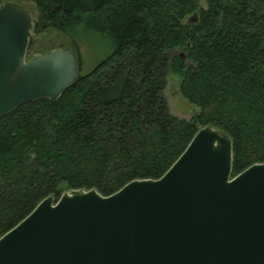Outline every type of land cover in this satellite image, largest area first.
Returning <instances> with one entry per match:
<instances>
[{
  "label": "trees",
  "instance_id": "16d2710c",
  "mask_svg": "<svg viewBox=\"0 0 264 264\" xmlns=\"http://www.w3.org/2000/svg\"><path fill=\"white\" fill-rule=\"evenodd\" d=\"M32 1L35 32H97L114 50L57 100L0 118V237L50 195L161 178L203 126L233 139V176L264 162V0ZM174 71L188 119L165 94Z\"/></svg>",
  "mask_w": 264,
  "mask_h": 264
},
{
  "label": "water",
  "instance_id": "95a60500",
  "mask_svg": "<svg viewBox=\"0 0 264 264\" xmlns=\"http://www.w3.org/2000/svg\"><path fill=\"white\" fill-rule=\"evenodd\" d=\"M33 27L25 6L0 4V118L79 78L69 47L27 58ZM233 152L207 125L161 178L50 195L0 237V264H264V162L233 176Z\"/></svg>",
  "mask_w": 264,
  "mask_h": 264
},
{
  "label": "rangeland",
  "instance_id": "374dc122",
  "mask_svg": "<svg viewBox=\"0 0 264 264\" xmlns=\"http://www.w3.org/2000/svg\"><path fill=\"white\" fill-rule=\"evenodd\" d=\"M8 1L19 2L25 6L34 17L33 34L30 38L33 47L31 50L32 52H27L28 59L32 58L36 53H44V51H48L55 47H69L76 53L77 62L79 63V74H84L90 72L104 57L111 54L114 50L110 41L97 32H80L76 39L64 33L61 29L51 26L44 28L41 32H35V22L38 15V8L35 2L32 0ZM205 2L206 1L203 0V5H206ZM31 43L29 45H31ZM177 52L184 54V58H186L184 50L178 48ZM180 80V74L175 71L170 72L167 77L168 83L165 94L167 95L171 111L179 117L188 119L191 118L197 108L181 94Z\"/></svg>",
  "mask_w": 264,
  "mask_h": 264
}]
</instances>
